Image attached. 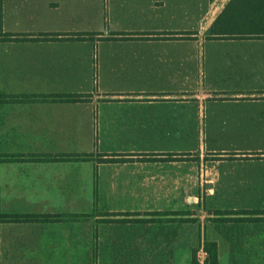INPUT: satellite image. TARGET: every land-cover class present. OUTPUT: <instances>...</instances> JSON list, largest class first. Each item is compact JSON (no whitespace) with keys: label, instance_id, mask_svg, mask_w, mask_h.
<instances>
[{"label":"crops","instance_id":"obj_1","mask_svg":"<svg viewBox=\"0 0 264 264\" xmlns=\"http://www.w3.org/2000/svg\"><path fill=\"white\" fill-rule=\"evenodd\" d=\"M263 12L0 0V264H264Z\"/></svg>","mask_w":264,"mask_h":264},{"label":"rangeland","instance_id":"obj_2","mask_svg":"<svg viewBox=\"0 0 264 264\" xmlns=\"http://www.w3.org/2000/svg\"><path fill=\"white\" fill-rule=\"evenodd\" d=\"M231 8H233V6ZM239 25L242 26L240 28H247V29H254V30L264 29V12L261 13L258 18L253 19V22H245V20H243Z\"/></svg>","mask_w":264,"mask_h":264},{"label":"built area","instance_id":"obj_3","mask_svg":"<svg viewBox=\"0 0 264 264\" xmlns=\"http://www.w3.org/2000/svg\"><path fill=\"white\" fill-rule=\"evenodd\" d=\"M196 256H197V260L199 264H210L208 262L209 252L204 246H200V248L198 249L196 253Z\"/></svg>","mask_w":264,"mask_h":264},{"label":"trees","instance_id":"obj_4","mask_svg":"<svg viewBox=\"0 0 264 264\" xmlns=\"http://www.w3.org/2000/svg\"><path fill=\"white\" fill-rule=\"evenodd\" d=\"M0 19H1V14H0ZM210 256H209V261L211 264H216L217 262V251H216V245L212 244V247H207Z\"/></svg>","mask_w":264,"mask_h":264}]
</instances>
